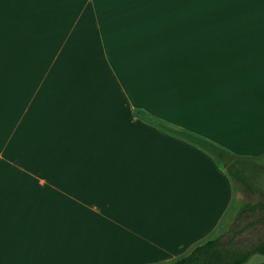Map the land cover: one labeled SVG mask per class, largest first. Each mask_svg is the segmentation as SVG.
<instances>
[{"label": "crops", "instance_id": "1", "mask_svg": "<svg viewBox=\"0 0 264 264\" xmlns=\"http://www.w3.org/2000/svg\"><path fill=\"white\" fill-rule=\"evenodd\" d=\"M156 123L264 158V0H0V264H157L216 236L233 183Z\"/></svg>", "mask_w": 264, "mask_h": 264}, {"label": "trees", "instance_id": "2", "mask_svg": "<svg viewBox=\"0 0 264 264\" xmlns=\"http://www.w3.org/2000/svg\"><path fill=\"white\" fill-rule=\"evenodd\" d=\"M162 130L181 138L210 154L223 167L227 178L239 186L240 205L225 231L192 246L189 251L171 261L157 264H244L251 256H264V194L257 185L264 174V165L253 158L233 156L219 145L181 129L156 123ZM257 226L256 238L239 242L245 231Z\"/></svg>", "mask_w": 264, "mask_h": 264}, {"label": "rangeland", "instance_id": "3", "mask_svg": "<svg viewBox=\"0 0 264 264\" xmlns=\"http://www.w3.org/2000/svg\"><path fill=\"white\" fill-rule=\"evenodd\" d=\"M257 163H259L260 165H264V158L261 160V161H257ZM234 197L232 198V200H233V203L231 204V206L229 207V213H228V215L230 214V212L233 210V214L231 215V216H229V220H228V222H227V224L226 225H224L223 226V223H224V221L223 222H221V224L218 226V228H217V231H218V234H220V233H222L223 231H225L226 230V228L228 227V225L230 224V222H231V220H232V218H233V215H234V213H235V211H236V209L238 208V206L240 205V201H239V199H238V197H237V191H238V189H239V186L237 185V184H235L234 183ZM257 185H259L260 187H261V189H262V191H263V194H264V174H262V175H259L258 176V180H257ZM227 216V215H226ZM225 216V217H226ZM222 226H223V228H222ZM256 229H257V226H254V227H252L251 229H250V232H247V231H245V233H243L242 234V236H241V239H240V241L239 242H244V241H246V239L248 240V241H252V240H254L256 237V234L255 235H252V232H255L256 231ZM217 234V235H218ZM216 235V236H217ZM213 237H215V234H213V235H211L210 237H209V239L210 238H213ZM255 237V238H254ZM254 258L255 257H257V256H253ZM252 258V257H251ZM250 258V259H251Z\"/></svg>", "mask_w": 264, "mask_h": 264}]
</instances>
